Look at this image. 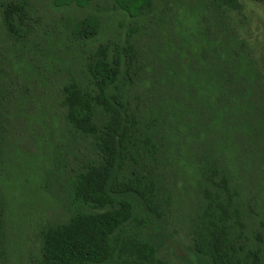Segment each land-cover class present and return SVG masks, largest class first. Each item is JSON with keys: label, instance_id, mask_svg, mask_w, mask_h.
Returning a JSON list of instances; mask_svg holds the SVG:
<instances>
[{"label": "trees", "instance_id": "trees-1", "mask_svg": "<svg viewBox=\"0 0 264 264\" xmlns=\"http://www.w3.org/2000/svg\"><path fill=\"white\" fill-rule=\"evenodd\" d=\"M113 1L133 22L152 9V0ZM193 2L194 27L168 31L173 44L165 54L154 26L148 30L156 22L149 17L144 33L132 29L147 34L148 53L131 43L100 44L86 56V80L72 76L61 84L69 142L63 153L69 148L75 162L67 169L59 161L55 183L67 215L40 229L37 264H166L148 233L167 223L169 167L180 137L198 143L191 161L198 175L188 227L192 253L203 264H264V212L254 209L258 199L244 194L234 169L240 173L244 165L264 178V60L230 24L239 0ZM0 5L6 40L24 48L33 29L29 3ZM78 28L83 37L95 35L97 16ZM5 59L0 53V161L14 97L2 78ZM78 138L84 149L75 152L70 145ZM5 214L0 194V262L7 252Z\"/></svg>", "mask_w": 264, "mask_h": 264}, {"label": "rangeland", "instance_id": "rangeland-1", "mask_svg": "<svg viewBox=\"0 0 264 264\" xmlns=\"http://www.w3.org/2000/svg\"><path fill=\"white\" fill-rule=\"evenodd\" d=\"M4 1L0 0V4ZM26 1L33 17V29L24 48L6 40L0 5V53L6 58L2 78L14 94L0 161L7 250L0 264H37L40 229L66 218L63 193L55 177L59 176L57 169L61 162L68 169L74 166L75 160L69 148L63 153L69 142L59 106L61 84L72 76L86 80V56L100 44L119 48L131 43L140 54L148 53L149 37L132 29L144 33L142 24L149 17L156 21L148 30L154 26V33L162 41L161 49L159 42L155 43L161 54L173 44L168 31L193 28L196 22L195 16L189 13L193 0H152L150 15L136 22L117 9L113 0H86L83 6L76 1L66 4V0ZM239 1L242 7L231 12L230 24L253 55L264 60V3ZM88 15L97 16L99 28L95 35L83 37L78 25ZM197 138L202 140V137ZM77 141L76 145H70L75 152L77 148L84 149L82 141L79 138ZM197 146L193 139L180 137L178 146L172 150L170 213L167 223L160 226L158 232L148 233L166 264H203L191 251L188 228L197 207L198 175L191 163L195 160ZM234 169L244 194L256 196L258 204L254 209L263 213L264 178L260 174V178L255 176L244 165L240 173L236 166ZM48 170L51 172L46 180Z\"/></svg>", "mask_w": 264, "mask_h": 264}]
</instances>
